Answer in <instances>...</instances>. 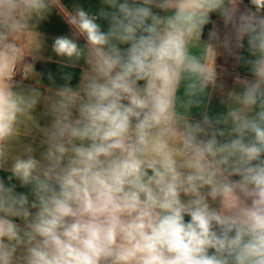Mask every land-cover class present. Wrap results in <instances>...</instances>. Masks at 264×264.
Listing matches in <instances>:
<instances>
[{
	"label": "clouds",
	"instance_id": "9594fccd",
	"mask_svg": "<svg viewBox=\"0 0 264 264\" xmlns=\"http://www.w3.org/2000/svg\"><path fill=\"white\" fill-rule=\"evenodd\" d=\"M242 3L102 0L93 14L0 0V60L19 58L10 37L59 8L73 32L53 50L87 65L50 103L38 156L11 154L38 93L0 83V264H264V0ZM210 13L230 30L226 49L246 41L250 78L224 117L193 121L217 79L190 51Z\"/></svg>",
	"mask_w": 264,
	"mask_h": 264
},
{
	"label": "crops",
	"instance_id": "0c3cea01",
	"mask_svg": "<svg viewBox=\"0 0 264 264\" xmlns=\"http://www.w3.org/2000/svg\"><path fill=\"white\" fill-rule=\"evenodd\" d=\"M64 8L71 12L76 6L83 7L93 14L98 13L102 7V0H61ZM241 8L251 7L249 0H243ZM103 30H107L106 21L99 20ZM221 16L218 13L209 14V22L204 26L199 40H193L190 44V51L193 55L201 58L212 67L223 70L226 76L216 81L214 86L201 96L195 98L191 108L188 110L190 120L199 121L207 115L210 119L216 120L224 117L230 107L237 106L236 93L242 90L241 81L250 78L247 65L239 57L248 58L250 53L247 50V43L241 49L232 48L228 50L223 45V40L227 32ZM73 29L68 25L64 12L59 8L53 11L44 19L32 18L29 26L25 30L10 37L11 42L20 49L19 58L5 57L0 60V72L4 73V78H0V83L12 87L13 91L24 99L36 96V104L32 109L21 115L18 121V136L12 142L11 154L13 156L22 154L26 145H31L37 156L44 150L41 146L43 139L42 128L49 126L51 116L49 115V105L55 98L56 92L66 84L76 87L80 77L87 65L80 60L75 65L69 64L64 58L57 56L53 50V44L59 36L71 37ZM215 32L218 38H213ZM83 47L86 41L81 37L79 40ZM18 69L17 80L5 78L14 69ZM71 75V80L65 77ZM178 96V108L184 111L180 105L188 101L184 95V87L181 86ZM224 128L223 124L219 125ZM11 162L9 161V164ZM10 175L6 170H0V178ZM17 184L18 191H25Z\"/></svg>",
	"mask_w": 264,
	"mask_h": 264
},
{
	"label": "built area",
	"instance_id": "2783aa9c",
	"mask_svg": "<svg viewBox=\"0 0 264 264\" xmlns=\"http://www.w3.org/2000/svg\"><path fill=\"white\" fill-rule=\"evenodd\" d=\"M213 68L215 69L216 74H217L216 81L223 79L226 76L225 72L223 70H221L220 68H218V67H213ZM17 73H18V69L15 68L14 71L10 74H7L5 76V78L8 80H17V77H18Z\"/></svg>",
	"mask_w": 264,
	"mask_h": 264
}]
</instances>
